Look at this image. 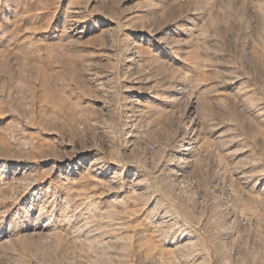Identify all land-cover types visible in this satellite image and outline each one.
I'll return each instance as SVG.
<instances>
[{
	"label": "rangeland",
	"instance_id": "1",
	"mask_svg": "<svg viewBox=\"0 0 264 264\" xmlns=\"http://www.w3.org/2000/svg\"><path fill=\"white\" fill-rule=\"evenodd\" d=\"M0 264H264V0H0Z\"/></svg>",
	"mask_w": 264,
	"mask_h": 264
},
{
	"label": "bare ground",
	"instance_id": "2",
	"mask_svg": "<svg viewBox=\"0 0 264 264\" xmlns=\"http://www.w3.org/2000/svg\"><path fill=\"white\" fill-rule=\"evenodd\" d=\"M186 152H188V151H190V148H186V149H184Z\"/></svg>",
	"mask_w": 264,
	"mask_h": 264
}]
</instances>
